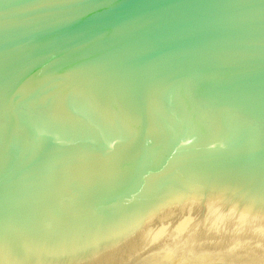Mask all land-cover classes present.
I'll use <instances>...</instances> for the list:
<instances>
[{
  "label": "water",
  "instance_id": "95a60500",
  "mask_svg": "<svg viewBox=\"0 0 264 264\" xmlns=\"http://www.w3.org/2000/svg\"><path fill=\"white\" fill-rule=\"evenodd\" d=\"M0 264H264V0H0Z\"/></svg>",
  "mask_w": 264,
  "mask_h": 264
}]
</instances>
